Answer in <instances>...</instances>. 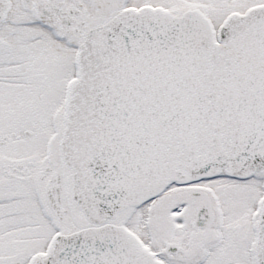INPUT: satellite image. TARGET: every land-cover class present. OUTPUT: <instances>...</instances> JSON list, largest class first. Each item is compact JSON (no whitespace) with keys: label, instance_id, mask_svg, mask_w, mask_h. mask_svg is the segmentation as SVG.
<instances>
[{"label":"snow or ice","instance_id":"snow-or-ice-1","mask_svg":"<svg viewBox=\"0 0 264 264\" xmlns=\"http://www.w3.org/2000/svg\"><path fill=\"white\" fill-rule=\"evenodd\" d=\"M0 264H264V0H0Z\"/></svg>","mask_w":264,"mask_h":264}]
</instances>
